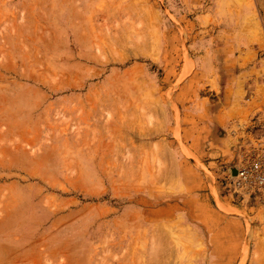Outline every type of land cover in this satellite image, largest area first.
Wrapping results in <instances>:
<instances>
[{"label": "rangeland", "instance_id": "1", "mask_svg": "<svg viewBox=\"0 0 264 264\" xmlns=\"http://www.w3.org/2000/svg\"><path fill=\"white\" fill-rule=\"evenodd\" d=\"M257 113L264 0H0V264H264Z\"/></svg>", "mask_w": 264, "mask_h": 264}, {"label": "built area", "instance_id": "2", "mask_svg": "<svg viewBox=\"0 0 264 264\" xmlns=\"http://www.w3.org/2000/svg\"><path fill=\"white\" fill-rule=\"evenodd\" d=\"M262 130V134L251 133L252 139L246 143V150L239 153L234 172L225 183L229 192L255 198L260 204H264V128Z\"/></svg>", "mask_w": 264, "mask_h": 264}, {"label": "crops", "instance_id": "3", "mask_svg": "<svg viewBox=\"0 0 264 264\" xmlns=\"http://www.w3.org/2000/svg\"><path fill=\"white\" fill-rule=\"evenodd\" d=\"M241 72H244L243 69L240 68L239 70V74ZM234 78V77H233ZM232 78V79H233ZM226 101H224V103L222 102V105L221 107H217V108H214L213 110V115H212V121L213 123L212 124V128L214 130V134L217 136V138L219 139H222L224 138V136H226L227 132H225V129H224V125H226L225 123L230 119V118H222V116H220V113L222 110H224L226 107ZM232 103V102H231ZM230 105V104H229ZM228 105V106H229ZM243 105V111L246 112V111H252V109H254V104H250V105H246V104H242ZM230 108V106L228 107ZM256 109V108H255ZM256 118H252L250 120V124H249V129H247L245 132H247V135H251L252 132H254L255 130H257L256 128L257 127H261V128H264V113H257ZM228 123V122H227ZM230 125L227 124V128L230 130ZM259 129V128H258ZM245 235H246V232L245 230H237L236 231V237L238 240L241 239V241H244L245 239ZM228 263H232V262H228Z\"/></svg>", "mask_w": 264, "mask_h": 264}]
</instances>
